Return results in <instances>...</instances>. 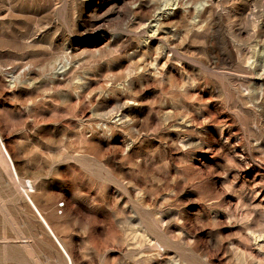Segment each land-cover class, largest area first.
I'll return each instance as SVG.
<instances>
[{"label":"rangeland","instance_id":"374dc122","mask_svg":"<svg viewBox=\"0 0 264 264\" xmlns=\"http://www.w3.org/2000/svg\"><path fill=\"white\" fill-rule=\"evenodd\" d=\"M0 137L73 264H264V0H0ZM1 164L0 264H67Z\"/></svg>","mask_w":264,"mask_h":264},{"label":"bare ground","instance_id":"6f19581e","mask_svg":"<svg viewBox=\"0 0 264 264\" xmlns=\"http://www.w3.org/2000/svg\"><path fill=\"white\" fill-rule=\"evenodd\" d=\"M0 142H1L0 144H2V145H0V162L3 164V166L5 168H7V171L11 172L13 179L16 180L19 183V185L21 186L23 195L25 196L26 200L29 202V204L32 206L33 210L38 215L41 223L46 228V230L48 231V233L57 242V245L59 246L60 250L62 251V253L66 257L67 264H73V260H72V258L70 256V254L68 253V251L66 250V248L64 247V245L61 243V241L59 240V238L56 236V234L53 231L52 227L50 226V224L48 223V221L46 220V218L42 215V213L38 209L37 205L35 204V202L31 198V194L35 192V185L32 182H30L29 185L26 184V183L21 184V181H20V178L18 176L17 170H16L15 165L13 163V160H12V158H11L8 150L6 149V147L4 146V144L2 143L1 137H0ZM3 166H1V167H3Z\"/></svg>","mask_w":264,"mask_h":264}]
</instances>
